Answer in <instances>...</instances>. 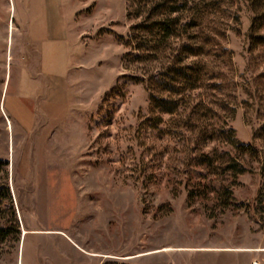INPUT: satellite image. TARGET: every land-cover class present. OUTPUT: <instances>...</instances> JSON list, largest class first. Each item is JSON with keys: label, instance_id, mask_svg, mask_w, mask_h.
Instances as JSON below:
<instances>
[{"label": "rangeland", "instance_id": "rangeland-1", "mask_svg": "<svg viewBox=\"0 0 264 264\" xmlns=\"http://www.w3.org/2000/svg\"><path fill=\"white\" fill-rule=\"evenodd\" d=\"M30 1L0 0V264H264V48L248 52V4L187 0L179 17L194 20L207 76L158 125L136 79L170 57L137 58L129 0H58L68 103L30 115L18 96L39 67L21 28Z\"/></svg>", "mask_w": 264, "mask_h": 264}, {"label": "trees", "instance_id": "trees-1", "mask_svg": "<svg viewBox=\"0 0 264 264\" xmlns=\"http://www.w3.org/2000/svg\"><path fill=\"white\" fill-rule=\"evenodd\" d=\"M244 1L253 14L248 35V52L254 53L264 48V0ZM180 3L183 5L180 6ZM129 6V16L139 20L131 29L132 38L129 42L132 46L135 44L140 62L158 58L163 54L170 57L156 75L150 74L143 79H136L147 84L152 91L150 103L155 114L154 121L161 125L164 115H176L188 93L198 90L199 84L205 80L207 63L201 58L205 46L197 44V36L189 33L194 27V20L186 21L179 17L188 6L187 0H129ZM231 144L240 154L259 158L258 151L250 144H242L234 139ZM6 164L0 160V168ZM230 169L235 174L245 172L234 161ZM263 202L264 196L260 194L256 205H262ZM8 237L9 228L0 227V242Z\"/></svg>", "mask_w": 264, "mask_h": 264}, {"label": "crops", "instance_id": "crops-1", "mask_svg": "<svg viewBox=\"0 0 264 264\" xmlns=\"http://www.w3.org/2000/svg\"><path fill=\"white\" fill-rule=\"evenodd\" d=\"M13 26V25H12ZM25 41L33 46L38 66L26 69L19 81V99L27 112L36 108L46 116L62 114L68 103L67 78L70 67V41L67 20L58 0H31L22 20Z\"/></svg>", "mask_w": 264, "mask_h": 264}]
</instances>
